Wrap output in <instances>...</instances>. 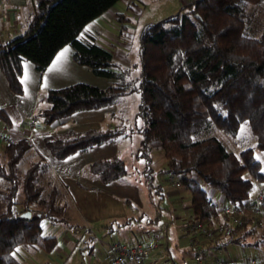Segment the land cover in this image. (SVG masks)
<instances>
[{
  "label": "trees",
  "instance_id": "1",
  "mask_svg": "<svg viewBox=\"0 0 264 264\" xmlns=\"http://www.w3.org/2000/svg\"><path fill=\"white\" fill-rule=\"evenodd\" d=\"M30 1L24 32L0 43V70L11 92L23 94L24 61L43 72L55 54L69 45L77 64L111 83L100 87L78 82L48 90L43 97L46 106L38 111L44 125L77 111L108 107L139 92L136 115L144 121L139 128L143 147L151 141L160 143L168 172L181 176L178 183L189 193L196 220L211 227L221 210L192 174L217 189L229 208L248 210L242 224L226 238L228 242L264 243V218L253 214L256 184L264 182L261 162L252 148L236 154L216 137H203L212 125L235 136L245 123L256 146L264 151V27L260 21L264 0H190L176 14L144 24L139 39L140 78L132 77V68L117 62L109 49L83 36L85 27L119 0ZM125 29L121 23V35ZM0 121L10 127L1 107ZM124 134V125L68 129L44 136L43 144L53 158L63 160L113 143ZM31 147L25 138L0 142V180L5 183L0 191V264H21L16 255L21 247L51 253L57 238L44 235L41 222L66 221L62 186L46 160L31 155ZM86 170L103 183L121 182L128 175L117 155L92 161ZM260 205L264 209V194ZM256 222L260 230L249 242L246 237Z\"/></svg>",
  "mask_w": 264,
  "mask_h": 264
},
{
  "label": "rangeland",
  "instance_id": "2",
  "mask_svg": "<svg viewBox=\"0 0 264 264\" xmlns=\"http://www.w3.org/2000/svg\"><path fill=\"white\" fill-rule=\"evenodd\" d=\"M164 1L148 0L135 11L138 16L130 23L131 31L124 33L127 39L124 43L128 45V50L122 49L120 44L123 42L122 39L117 41L120 43L111 41L103 43L113 55L120 53L124 55L127 65L132 68L134 78H140L141 75L139 39L143 25L172 15L169 4L166 5ZM253 6L250 4L249 10L254 8ZM99 21L98 19L96 23L100 25ZM260 21L264 27V14ZM104 29L113 32L112 25ZM114 29H118L119 32L116 34L121 35L119 28ZM114 57L117 59L119 56ZM139 101V92L121 97L113 105V113L106 120L111 127L125 126L126 134L119 136L113 146L116 149L115 155L124 160L128 175L123 181L118 182L115 190L110 191L101 187L86 188L76 194L71 190L70 183L63 180L61 174L51 171L66 195V221L52 224L48 220H42L43 234L55 236L57 244L51 253L32 247L17 249L16 255L21 264H98L100 259L106 256L109 245L116 243L142 245L145 250L144 264H194L189 249L198 234L187 228V225L190 226L194 221L189 206V193L177 185L181 176L168 172V160L164 157L160 143L151 141L147 147H143V134L139 132V128L144 125V121L136 115ZM45 106L46 102L43 101L37 106L34 114L28 117L29 121L37 119L35 128L38 130L46 126L37 115ZM206 136L216 137L225 148L236 154L244 148H252L264 170V151L256 146V139L245 123L241 124L235 136L225 133L215 125L203 133V137ZM22 165L26 167L27 163L24 162ZM81 177L93 178L87 170L81 172ZM191 177L201 184L221 212L223 206L229 207V203L217 189L196 174H192ZM256 187H260L263 194L264 182L256 184ZM255 193L256 191L253 197ZM185 196L186 198H183ZM100 211H107L108 215L99 214ZM85 221H88V224ZM256 226L246 240L255 239L260 230L257 222ZM74 228H79L81 233L75 234ZM205 241L208 242V239ZM210 253L206 251L205 254L206 259L210 258L208 261H211ZM263 254L260 247L237 243H230L221 252H215V255L222 259L250 258L259 264L264 263L261 262L264 261Z\"/></svg>",
  "mask_w": 264,
  "mask_h": 264
},
{
  "label": "crops",
  "instance_id": "3",
  "mask_svg": "<svg viewBox=\"0 0 264 264\" xmlns=\"http://www.w3.org/2000/svg\"><path fill=\"white\" fill-rule=\"evenodd\" d=\"M146 1L148 0L117 1L101 16L91 21L85 27L83 36L94 39V41L101 44L105 48L107 47L103 44L104 42H117L122 39L123 42L117 43L121 44L122 49L128 50V45L124 43L125 40H127L124 33L126 34L131 31L130 23L133 18L136 19L138 16L135 11L140 8L139 6L144 5V2ZM189 1L190 0H165L164 2L166 5L169 4L172 14H176ZM31 8L32 3L30 0H0V43L21 35L24 32ZM98 19L100 20V25L96 23ZM121 23H125L126 29L123 31L122 35H117L116 32L119 31L114 28L120 29ZM110 25H112L113 32L115 33L104 29L106 26ZM65 48L68 49V52L63 58H61L60 61L56 62V66L53 67V62L56 61V57ZM72 53L73 49L69 45L62 47L55 54L53 60L43 72L37 71L33 63L30 61H24L23 74L21 77L23 94L21 95L11 92L4 75L0 70V107L6 111L10 118V127H7L5 123L0 121V128L7 127L14 133L28 138L32 145V149L30 151L31 155H41L47 161L51 171L61 174L63 180L70 183L71 190L74 193L78 194L81 189H99V187L110 191L115 190L117 189V185H119L118 182L103 183L95 178L88 179L81 177V172L90 162L101 158L111 157L116 154V149L113 146L114 142L92 147L85 152L75 153L63 160L53 158L43 144L44 136L53 133H60L68 129L81 131L93 128L111 127L106 120L110 117L111 113H113L114 104L100 109L77 111L70 117L55 121L40 130L36 129V126H31L32 119L29 121L28 118L31 114H34L37 106H40V104L43 103V97L50 89H58L78 82L94 84L100 87L108 86L111 83L108 79L94 75L88 67L77 64L73 60ZM114 56L119 57H116L117 59H115ZM113 57L120 64L128 66L126 63L127 59H125L123 54H116L113 55ZM25 74H27V79ZM4 187L5 183L0 180V191H2ZM259 189L260 187H256L255 191H258ZM122 194H124L123 191ZM183 198H186V196ZM223 208L225 207L223 206ZM1 212L2 204L0 202V214ZM99 214H106L107 216L108 212L100 211ZM222 218L223 212H221L219 220ZM219 220H217L214 224H216ZM85 222L88 224V221ZM187 228L190 230L189 224L187 225ZM89 229H91V227H89ZM74 231L75 234L81 233L79 228H74ZM206 239L208 238H202L200 235H197V239H193V243L190 247L191 249H189L191 250L189 254H191L192 258L196 249L200 246L203 248L204 258L206 251H208L211 252L210 257L212 259V257H216L215 252H221L226 245L230 244L226 238H221L220 242L214 245L211 239H208V242L205 241ZM247 241L250 242L251 240L247 239ZM251 245L253 247H260L261 251L264 253V243L260 242L254 245L250 244L248 246ZM110 246L111 245L108 247L106 256L101 258L98 264L108 263L110 257ZM262 256H264V254ZM209 259L205 258V264L210 263V261H208ZM237 260L246 263L251 259L243 258ZM210 264L213 263L211 262Z\"/></svg>",
  "mask_w": 264,
  "mask_h": 264
},
{
  "label": "built area",
  "instance_id": "4",
  "mask_svg": "<svg viewBox=\"0 0 264 264\" xmlns=\"http://www.w3.org/2000/svg\"><path fill=\"white\" fill-rule=\"evenodd\" d=\"M37 125V119L33 118L31 120V126ZM28 139L22 135L14 133L11 129L7 127L0 128V142L15 143L19 139ZM179 186L180 184L177 183ZM259 189L255 193V198L253 200V212L256 215H260L264 218V209L261 207V199L263 194ZM223 218L218 221L213 226L209 227L205 223L196 220L190 224V229L197 232L198 235L205 238L211 239L213 244H218L221 238H228L233 234V228L235 226L242 224V218L245 214L244 208L233 209L229 207L223 208ZM145 250L142 245H125L116 243L110 246V257L107 264H144L143 256ZM194 264H205V258L203 254V248L200 246L196 249L193 256ZM213 264H257L254 260H249V262L243 263L234 259H222L216 257Z\"/></svg>",
  "mask_w": 264,
  "mask_h": 264
},
{
  "label": "snow or ice",
  "instance_id": "5",
  "mask_svg": "<svg viewBox=\"0 0 264 264\" xmlns=\"http://www.w3.org/2000/svg\"><path fill=\"white\" fill-rule=\"evenodd\" d=\"M68 52V49L65 48L63 51H61L58 56L56 57V61L53 62V67L56 66V62L60 61L61 58H63L65 56V54ZM25 77L27 79V74H25Z\"/></svg>",
  "mask_w": 264,
  "mask_h": 264
},
{
  "label": "water",
  "instance_id": "6",
  "mask_svg": "<svg viewBox=\"0 0 264 264\" xmlns=\"http://www.w3.org/2000/svg\"><path fill=\"white\" fill-rule=\"evenodd\" d=\"M30 215H31L30 212H28V213H27V216H30Z\"/></svg>",
  "mask_w": 264,
  "mask_h": 264
}]
</instances>
